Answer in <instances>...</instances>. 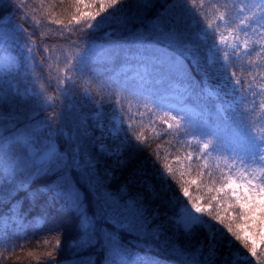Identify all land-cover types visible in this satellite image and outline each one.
Here are the masks:
<instances>
[{
  "label": "snow or ice",
  "instance_id": "obj_1",
  "mask_svg": "<svg viewBox=\"0 0 264 264\" xmlns=\"http://www.w3.org/2000/svg\"><path fill=\"white\" fill-rule=\"evenodd\" d=\"M137 2L146 6L151 4V0H137ZM240 3L244 7L240 8L238 13L243 16V19L236 25L238 32L247 37L249 29H251L253 34L264 38V32H258V29L264 28V0H240ZM129 4L130 0H70L69 7L73 11L68 13L67 23L65 24L64 20L59 18H53L51 22L62 26L59 35L62 38H67L68 49H79V41L73 39L78 36L92 50L95 41L86 38L109 28L111 31H105L104 35L111 36L115 31L128 30V25L136 21L135 14H128ZM40 7H44V0H40ZM253 8L256 11L252 12L251 16L244 15L245 10L252 11ZM160 9L162 10L157 12L156 19L152 22L148 33L138 30L134 34V43L145 47V42L151 35L162 36L166 41L171 42L168 47L171 48L174 45L179 50V54L172 55L169 51L162 49L159 54H154L155 60L167 63L169 74L173 78L186 76L184 60L192 61L197 70L201 72V81H198L197 84H203L211 91V71L216 68L218 62L225 69L227 67V53L224 52L226 40L222 33L219 34L220 38L217 40L219 25L212 28L210 25L204 24L203 18L196 19L197 15L203 17V13L196 6V0H172L171 3L164 0ZM186 15L191 16L199 25L200 30L195 36L189 35L191 25L186 22ZM25 19H29L27 15H25ZM219 19L228 29L236 24L235 20L226 19L224 13H221ZM35 23L39 25L40 21L36 20ZM14 31L26 30L22 25L6 29L4 23L0 21V80L10 74L13 69L19 71L21 66L19 61L10 59L7 70L4 69L3 45L11 38ZM28 35L30 36L31 33ZM125 43L126 41L109 40L107 52L109 55L117 54L123 50ZM257 43L264 46V39H258ZM201 46L206 47L209 52H213L215 55H205L201 58ZM232 47L235 49L238 45ZM24 49L26 55L23 59V66L33 75L35 82L39 79L35 75L33 65L35 41L29 40L24 45ZM68 49L56 54L54 45L52 47L53 54L45 57L49 61L50 75L53 71L56 73L52 78L57 81L56 91L61 96L71 90V87L76 83V78L83 80L84 69L88 62V57L83 53V50L72 51L69 54ZM44 51L45 53L49 52L47 45L44 46ZM222 52L224 55L221 56L220 61H217L216 56ZM61 56L63 57L62 61ZM53 61L57 64L55 68ZM60 63L63 64L62 68L59 67ZM156 66L153 64V67ZM86 83L92 85L91 79ZM239 84V80L233 81L234 90ZM96 87L105 88L110 94L115 95L113 118L110 119L106 131L103 123L97 124L103 135L100 137L101 142L93 143L91 146L86 142V137L89 135L87 129L77 128L71 134L61 133L66 136L67 141L64 151L59 150V147L52 141L51 135H49L48 142L40 147L37 135L41 130L39 127L25 126L23 131L17 129L11 134L5 135L9 127H15L14 122L21 120L23 113L20 111L19 104L25 101L30 94L27 90L21 91L19 87L14 90L10 89L8 92L0 88V107L7 106L8 109L7 112L0 110V153L13 145L22 150V155L7 169L0 168V189L3 188L4 183H7L9 187L23 188L27 180L32 177L54 174L56 179L43 190L52 191L54 193L52 199L63 201L61 210L66 209L76 213L80 235L73 242V246L93 247L96 243L102 242L103 248L109 251V256L112 254L119 256L118 262L106 257L105 264H158V258L139 261L129 256L120 240L121 232L134 236L139 242L159 247L165 254L174 257L179 264H215L218 258V248L225 243L228 249V254L223 258L225 264H227L229 256H231V264H251L252 260H255V264H264V248H260L258 251L255 241L241 234L239 225L234 226L237 223L236 219H225L219 211L215 214L212 211V202H216L217 205L229 204L237 210L236 218L245 221L252 229V235L264 243V232L259 230L264 227V133L250 135L247 139L239 138V136L224 139L214 131H201L199 127H193L191 118L187 114L181 116L180 112H176L175 109L167 108L154 101L155 108L163 112L161 119L167 124L168 129L174 128L180 139H183L185 134L202 139L204 141L202 147H199L197 151L204 154L203 158L207 160L214 153L217 159L223 156L225 166L228 168V172L225 173L224 168L219 165L212 168V165L206 163L203 166L210 169L207 175L212 186L208 188V191L215 193L208 198L209 204L205 207L198 202L200 197L194 199L190 195L189 187L186 186V184H196V180L177 182L179 193L172 191L171 181H175V175L172 167L169 164H164L163 171H159L156 175L157 180L161 183L159 193L154 185L147 184V190L153 198L161 193L171 192V197L163 202L177 207V211L171 216L165 214L164 219H161L158 210L149 212L142 195L129 197L128 200L119 203L101 192L103 183L97 167L100 164V156L112 158L117 166H123L127 162L126 152L129 150L142 151L144 147H147V144L146 138L142 134L134 135L135 143L129 137L128 131L131 129V125L129 124L125 128V122L121 115L123 109L120 103L122 95H127L139 103L137 98L143 93H137L117 80L101 82ZM189 87L191 88V84ZM248 91H252V89L249 88ZM33 92H36L35 88ZM37 94L42 97L44 105L55 106L54 97H48L43 88ZM82 94L90 98L93 95L88 87L83 89ZM255 95L256 93L253 92V96ZM93 103L97 113L102 114L100 101L93 100ZM240 103H243V100ZM173 112L175 114H172ZM242 115L248 116V112L245 111ZM53 119H59V116L53 113L40 124L50 131V121ZM169 120L173 123H168ZM92 147L96 148V155H93ZM157 159H159V153H157ZM189 159H191V155H189ZM228 160H231V163H227ZM200 167L199 164L196 165L198 177L204 175L200 171ZM73 172L79 176L80 184L86 189L87 195H91L96 202L97 207L92 212L87 211L86 192L81 190L72 179ZM112 175L113 173L109 169L104 170V176L110 179ZM180 175L183 177L184 173L181 172ZM120 191H127V186H122ZM2 199L3 195L0 191V201ZM257 210H259L258 218L256 217ZM5 219L0 216V250L11 252L18 247L22 248L23 246L15 238L8 237L4 231ZM9 219H12L13 223L20 222V227H23L22 218L16 216L15 213ZM48 219L47 213L35 217L33 226L35 228L43 227ZM105 225H111V230H108ZM201 230L206 234L207 243L204 239L195 247L191 243L184 245L179 243L181 234L190 239ZM60 235L57 234L55 244L46 253L47 257L52 260H55L56 254L61 248ZM228 236L231 239H227ZM234 242H239L240 247L233 249ZM45 244H48L47 239ZM241 249L246 251H241ZM80 264H94V261L91 257L86 260L81 258Z\"/></svg>",
  "mask_w": 264,
  "mask_h": 264
},
{
  "label": "trees",
  "instance_id": "obj_2",
  "mask_svg": "<svg viewBox=\"0 0 264 264\" xmlns=\"http://www.w3.org/2000/svg\"><path fill=\"white\" fill-rule=\"evenodd\" d=\"M164 0H151V4L144 5L138 3L137 0H130L128 5V14L136 15V21L128 25V30H118L112 33L111 36H105L104 29L95 33L90 39L95 41L94 48L89 49L84 40L78 36L73 37L79 41V49H68L67 38H62L59 35L61 25L52 23L53 18H59L67 23L68 13L73 11L69 7L70 0H44V7H40V0H0V21H2L6 29L14 28L16 25H22L26 31H14L11 38L3 45V53H11L20 63L19 71L15 69L8 75H5L0 80V88L5 92L10 89L19 87L20 90L30 94L25 101L20 102V111L23 116L19 122H14L15 127H9L5 135L19 129L23 131L25 126L41 130L38 135V144L43 147L48 142L49 135L52 141L59 147L60 151H64L67 141L66 136L61 133L71 134L77 128L87 129L89 135L86 137V142L91 146L93 143H99L100 130L97 127L96 120L93 114L97 111L93 100H98L101 103L103 114L107 118L108 111L112 108V101H115V95L110 94L105 88H97L96 85L101 82H110V76L117 71L128 59V55L140 54L144 58L151 61L152 68L156 70L152 73L153 77H159L161 82L151 83V87L156 91L160 88L161 83L176 82L182 85L187 93L188 102L198 111L191 118L193 127H199L201 131H214L224 139H231L238 134L245 139L250 135H259L264 131V46L257 43L258 34H253L251 29L248 33L249 51L246 55L232 59L226 69L221 71L215 68L211 71L212 86H219L221 90L225 89L222 86V76H234L240 81L239 89L247 92L242 98L243 103H237L232 106L219 104L221 98H215L211 95H203L205 87L203 84H197L201 81V72L193 65L192 61L184 60L186 65V76L183 78H173L169 74V66L167 63H161L155 60L154 54H159L160 50L169 51L172 55H178L179 50L173 45L169 48L170 41H166L162 36L151 35L149 40L145 42V47H140L134 43V34L139 30L142 33H148L152 22L156 19L157 12ZM169 3L172 0H168ZM202 5V7H201ZM190 6V5H188ZM196 6L203 17L197 15L196 19L203 18L204 24L216 28L221 21L219 19L221 13L225 14L228 20H235L230 29L236 28L243 16L238 15L240 8L244 7L240 0H196ZM67 9V11H65ZM252 11L245 10L244 15L251 16ZM25 15L29 18L25 19ZM34 18V19H33ZM39 20L40 24L36 25L35 21ZM186 22L191 25L190 36H195L200 28L195 23L191 16H185ZM224 23V22H223ZM113 27H116L113 25ZM261 30V31H260ZM218 31V30H217ZM258 32H263L259 29ZM31 33L29 36L28 34ZM35 41V59L33 60L35 75L39 77L34 82L33 75L26 71L23 66V59L26 55L24 45L29 41ZM126 41L123 50L117 54L109 55L107 52L108 41ZM49 47V52L45 53L44 46ZM56 46V54L64 49L72 51H81L88 57V62L83 73V80L76 78V83L67 91L66 95L61 96L56 91L57 81L53 79L56 75L53 71L50 75L48 64L45 59L47 55H52V47ZM139 49V50H137ZM146 49V50H145ZM208 49L201 46L200 56L203 58L208 55ZM250 53V54H249ZM63 57L61 56V61ZM53 67L57 66L53 61ZM156 64V67H153ZM59 67H63L60 63ZM234 74V75H233ZM91 79L92 85H88L86 81ZM191 84V88L189 87ZM88 87L92 92V97L82 94L83 89ZM36 92H33V89ZM41 88L45 90V94L53 99L54 107H47L43 104V99L37 93ZM251 88L252 91H248ZM147 91H145L146 93ZM253 92L256 93L253 96ZM145 95H143L144 97ZM240 100V101H241ZM111 101V102H110ZM139 109H142V104H139ZM0 110L7 112V106L0 107ZM248 112V116H243V112ZM57 114L59 119L50 121L51 129L44 128L40 122L51 114ZM104 116V117H105ZM175 127V126H174ZM155 128L150 120L138 126H132L128 131V135L135 143L134 135L142 134L146 138L147 147L142 151L129 150L125 153L126 163L123 166H117L112 158L100 156V164L97 166L101 173L103 187L101 192L109 195L119 203L128 200L129 197H137L142 195L144 203L148 206L151 213L158 210L161 214V219H164L165 214L171 216L177 211V207L171 206L169 203L163 202L171 197V192L167 194H159L156 198L147 190V184L155 186L159 193L161 183L157 180L156 175L159 171H163L162 166L169 164L173 169L175 181L172 182V191L179 193L177 182L196 180V184H186L189 187L190 195L195 199L200 197L203 204L208 206L209 197L214 195V192H209L208 188L212 186L208 178V171L203 166L207 163L215 168L217 165L224 168L225 173L228 168L225 166V159L221 156L216 158L214 153L211 157L205 160L203 157L189 159V154L193 149L202 147L203 140L193 137L191 134H185L183 139L175 133L173 129L166 131H154ZM153 129V130H152ZM93 155L97 154L96 148L92 147ZM159 153V159H157ZM22 155V150L13 145L0 153V168L7 169L16 159ZM199 164L200 171L204 173L202 177L197 176L196 165ZM109 169L113 175L109 179L104 176V170ZM181 172L184 173L181 177ZM21 179L23 176L21 175ZM56 179L54 174L47 176H35L27 180L23 188L9 187L4 183L2 191L3 199L0 201V216L5 217L4 231L8 237H13L22 245V248H17L15 251L5 252L0 250V264H80L81 258L85 260L91 257L94 264H105L106 257L119 261V256L112 254L109 256V251L103 248L102 242L96 243L93 247L73 246V242L77 240L80 232L77 228V215L74 212L61 210L63 201L61 199H52L54 193L52 191H44L47 185L51 184ZM72 179L77 183L81 190L86 192V189L80 184L79 176L73 172ZM171 180V178H170ZM127 186V191H120L122 186ZM219 186V185H216ZM186 199V198H185ZM87 211L92 212L97 206L91 195L86 192ZM11 210V211H10ZM212 211L215 214L219 211L220 215L225 219H236L240 229L243 220L236 218L233 207L217 205L212 202ZM15 213L16 216L22 218L23 227H20V222L13 223L9 219ZM47 213L48 222L40 228L33 226L34 218ZM259 216V214H258ZM258 218V217H257ZM108 230H111V225H105ZM57 234H61V248L56 254L55 260L47 257L46 253L52 249L55 244ZM242 234V232H241ZM47 239L48 244H45ZM204 239L206 242V234L203 230L199 231L190 239L180 236L179 243H191L193 247L198 245ZM227 239H231L230 236ZM120 240L123 242V247L129 256L136 260L158 258V264H179L174 257L165 254L159 247L152 244L139 242L134 236L127 233H120ZM239 242L233 243V249L239 248ZM264 248V243L258 248ZM225 251V252H224ZM241 251H246L241 249ZM224 256L228 254L226 243L218 248V255ZM255 264V260L251 261ZM215 264H225L224 259H216ZM227 264H231L230 259Z\"/></svg>",
  "mask_w": 264,
  "mask_h": 264
},
{
  "label": "rangeland",
  "instance_id": "obj_3",
  "mask_svg": "<svg viewBox=\"0 0 264 264\" xmlns=\"http://www.w3.org/2000/svg\"><path fill=\"white\" fill-rule=\"evenodd\" d=\"M260 29L264 31V28ZM221 33L223 34V37L226 40V44L224 46V52L227 53L226 64H229L234 58L244 56L249 51L248 42H246L248 36L245 37L243 33L238 32L237 28L228 29L225 28L224 23H222L221 30L217 31V40H219V34ZM233 45H238V47H235L234 49L232 47ZM207 52L209 56L215 55L213 52ZM224 52L216 56L217 61H220V58L224 55ZM3 57L5 70H7L8 68V63L10 59L13 61H17V58L11 53H4ZM216 68L217 70L221 71L224 67L221 66L220 62H218L216 64ZM155 72L156 70L152 68L151 61L149 59L144 58L140 54H133L128 55L127 61L110 76V82L111 80H117L122 85L130 87L134 89L137 93H143V95H145L144 97L143 95H141L137 98L139 100V103L132 100L127 95H122L120 103L123 111L121 115L125 122V128H127L129 124L131 125V127L138 126L150 120L151 124L155 127L153 128L154 131H166V129H168L167 124L164 123L161 119V117L163 116V112L155 108V103H161L167 108L175 109L176 112H180L181 116L187 114L189 117H192L198 112L194 107L189 104L184 87H182L176 82H162L160 88L154 91L153 87H151V83L161 82L159 77L152 76V73ZM222 78L223 79L221 84L223 87H225V89L221 90L219 86H212L211 91H209L208 88H205V91H203V95H211L215 98H221L222 100L219 104L226 105L227 107L237 104L245 96V92H242L239 89V85L236 86V89L234 90L233 81L236 80L234 76H222ZM145 91L147 92L145 93ZM115 102L116 98L115 101H112V108L106 114L107 118L103 114V111L102 114H98L97 111L93 114L97 124L103 123L105 125V131L107 130V126L109 124L110 119L113 118V108ZM139 104H142L141 110L139 109ZM172 114H175V112H173ZM177 119H179V117H177ZM168 123L173 122L169 120ZM99 130L100 141V137L103 135V133L100 128ZM234 136H239V138L244 139L238 134H235ZM232 138L234 137H231V139ZM189 155H191V159L204 156V154L197 151V149H193ZM227 163H231V160H228ZM198 202L202 206L207 207L205 204L202 203L201 200H199ZM221 205L227 207L230 206L227 203H221ZM258 214L259 210H257L256 212V217H258ZM259 230L264 232V227H261ZM241 232L242 235L250 238V240L255 241L257 248H259L262 243L261 240L252 235V229L248 226V224L245 223V221H243V224L241 226ZM205 243H207V241ZM205 251H207V248H205ZM224 256H220L219 254V260H223ZM229 259L231 261V256H229Z\"/></svg>",
  "mask_w": 264,
  "mask_h": 264
}]
</instances>
